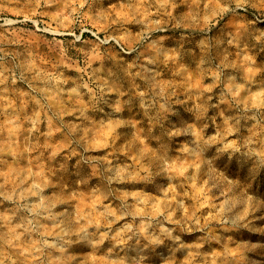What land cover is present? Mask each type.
<instances>
[{"label": "rangeland", "instance_id": "obj_1", "mask_svg": "<svg viewBox=\"0 0 264 264\" xmlns=\"http://www.w3.org/2000/svg\"><path fill=\"white\" fill-rule=\"evenodd\" d=\"M0 264H264V0H0Z\"/></svg>", "mask_w": 264, "mask_h": 264}]
</instances>
